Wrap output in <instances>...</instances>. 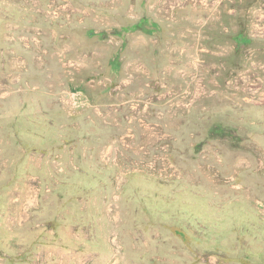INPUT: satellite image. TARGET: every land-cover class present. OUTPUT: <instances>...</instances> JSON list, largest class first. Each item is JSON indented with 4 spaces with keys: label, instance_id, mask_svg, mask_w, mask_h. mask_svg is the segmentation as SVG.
Wrapping results in <instances>:
<instances>
[{
    "label": "rangeland",
    "instance_id": "1",
    "mask_svg": "<svg viewBox=\"0 0 264 264\" xmlns=\"http://www.w3.org/2000/svg\"><path fill=\"white\" fill-rule=\"evenodd\" d=\"M30 241V264H264V0H0V249Z\"/></svg>",
    "mask_w": 264,
    "mask_h": 264
},
{
    "label": "trees",
    "instance_id": "2",
    "mask_svg": "<svg viewBox=\"0 0 264 264\" xmlns=\"http://www.w3.org/2000/svg\"><path fill=\"white\" fill-rule=\"evenodd\" d=\"M158 29L157 23L155 21H151L149 18L146 16H142L139 19H137L134 22H131L129 24H124L121 25L120 27H106L104 29H99V30H90V34H95L98 37H105L107 35H115V36H121L125 33L131 32V31H136V30H141L143 32H152L153 30ZM241 34H237L236 37H239ZM242 36V35H241ZM239 37L244 38V36ZM118 56H115L109 60V64L111 66L115 65L117 66L119 64L117 59ZM50 224V222H49ZM51 228V225H49L48 229ZM56 234V233H55ZM55 234H53V237H55ZM48 235V234H47ZM43 234H39L37 236V240L39 239L38 243H46ZM41 240V241H40ZM67 241H69L70 248H75L80 250L82 248L80 244H78L73 238L68 237ZM36 246L35 241H30L23 247L19 249L17 252H7L2 249H0V255L1 259L3 260L4 264H30L31 262V254H32V249Z\"/></svg>",
    "mask_w": 264,
    "mask_h": 264
}]
</instances>
